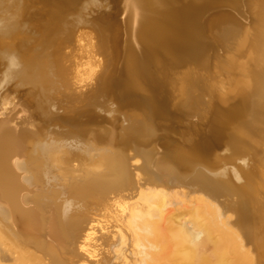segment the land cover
Segmentation results:
<instances>
[{
    "label": "bare ground",
    "instance_id": "1",
    "mask_svg": "<svg viewBox=\"0 0 264 264\" xmlns=\"http://www.w3.org/2000/svg\"><path fill=\"white\" fill-rule=\"evenodd\" d=\"M62 1L65 2L63 6L56 2L58 3L57 8L60 6V8L63 9L66 4L72 6V4L76 2V0ZM180 1V8L173 9L169 2L167 3L166 1L162 5H157L155 0H124L125 11H128L129 16L134 15L133 20L136 27H134L133 37L141 42L143 52L137 56L125 46L126 52H124L121 57L120 65L114 68V70L112 68L113 59L111 55H106V58H108L106 62L108 67L102 71V77H99L101 78L100 85H98L100 86V93L98 92L99 94L95 95L97 102H100V99L103 97L106 98H104L105 100L102 99L101 106L95 107V109L110 110L108 109L109 106L107 107L106 105L108 102H106V100H110L116 104L113 108L114 112H119L127 122L126 125H120V131H117L118 128H116V125H113L116 119H114V117L109 119L108 123L115 127L117 141L121 140L123 142V140H125L127 145L131 141L137 144H148V142L155 140V142H159L164 147L162 153L158 154V160L166 162L165 164L170 163L177 168L188 170L194 165L201 166V164L211 165L216 169H220L227 163L231 164L237 158H245L247 160V158L255 154L257 148L254 149L252 147L253 144L251 143L249 129L254 127L260 130L262 127V131L264 130L263 125L261 126V123L258 121L264 109L261 102H259L261 101L259 99L264 97V0H227L224 2V4L232 8H237L241 4L245 5L246 8H244L246 11L248 10V12H246L244 9L245 13H250V17L252 16L254 20L253 27L251 30L246 29L244 37V44L246 43L249 47L251 56L247 64L239 66L240 72L242 74L244 72L249 76L250 80L238 83L234 82L236 85L232 83L233 89L231 90V86H229V89H226L227 91L225 92L221 90L220 92L219 88H216L214 81L213 83L211 82V79L214 78L212 75L214 69L212 68L213 73H211L209 70L212 69H205L203 67V65L207 66L211 63V58L207 57L204 52L212 46H219L220 48V45L213 39L209 38L206 40L207 35L209 37L215 33L210 32L209 34L206 29L207 25H205L203 21H200L199 18L201 11L211 7L212 4L208 0ZM18 2L19 5L17 8L7 9V12L12 11L16 16L22 15V1L18 0ZM56 14L57 12L55 10L50 16L55 18ZM230 16L232 17V15ZM230 16L219 15L213 19L212 23L216 24L217 31L227 32L230 28L242 30L240 26L245 24L242 23L243 25H239L240 22H236V20H239L235 16H233V18H236H234L235 20ZM46 21L44 19L42 22L44 23ZM248 25L246 26L247 28L249 27ZM245 28L243 29L244 31ZM126 30L125 28V31ZM221 48L224 49V47ZM241 48L237 51L238 56L235 55L236 57H239V55L243 53ZM223 51L222 55L224 56L223 53L226 51ZM4 56H6V58ZM4 56L2 58L6 59L4 63H6L8 70L9 68L15 67V55L6 54ZM34 57L35 56H33V59ZM216 57L220 58L215 55L211 65L214 68H216V62L225 59L222 57L221 59H215ZM237 61L235 58L231 60L232 65L230 66L232 68L230 69H233L232 71H234L235 68V70L238 69V67H236L238 64L235 63ZM183 62L193 64L197 69H195V67V70L186 69L178 73L183 74L182 76L175 77L173 74L176 73L172 68L179 66V64ZM114 64L116 65V63ZM218 64L221 66L220 63ZM22 65L24 64L22 63ZM35 65L37 66L36 63ZM56 65L57 75L58 73L62 74L59 61L56 62ZM31 71L32 70L29 72ZM45 72L48 71L46 70ZM215 73L216 76H218L217 72ZM210 74L213 76L212 78H210ZM236 74L237 73H235V75ZM84 75H88L86 77L88 80H91L94 75L97 77V72L90 66L89 70L77 73L76 77L78 80H81L82 77L84 78ZM196 75L202 76L203 79L193 80L191 76L193 77ZM240 75L239 78L242 76ZM43 77V75H40L38 79ZM99 78L97 77V82L89 86L84 92L70 91L74 92L73 94H75V97L78 98L80 102L84 101L88 106V101L85 102L86 99H83L86 97V94L92 93L96 84L99 83ZM242 80H244V78ZM180 82L183 86V94L180 97H176L174 93L169 90H173ZM221 82L224 81L221 80ZM23 83H25V81ZM219 83L220 82H218V85ZM142 86L151 90L150 93L152 97L149 96L150 99H143V97L140 98L138 96V93L143 89ZM222 86L228 88L224 83H222ZM195 87L198 96L197 102L192 103L183 101L181 98L185 96L187 97L186 99H188V92ZM44 89L45 88L37 89L33 91V95H31L37 109L46 113L45 106L38 101V95L43 94ZM138 90L139 92L136 94ZM94 93L95 92L92 94ZM204 94L209 96L207 100L202 99ZM90 102H93L91 105L92 107L94 101L90 100ZM262 102H264V99ZM86 104H84V106H86ZM98 104L99 103H96L95 105ZM232 104L235 105V107H232ZM125 106L128 107L125 109ZM139 108H144V110L146 109L149 111L150 115L147 113L150 118L149 121L153 124L156 122L155 116H168L171 121L170 124L178 125L177 123L180 119L179 115L183 112L199 116L201 118V123L198 125H192L190 123L184 124L182 131L179 132L182 133L180 142L173 141L171 137H169L170 135L167 131H162L163 133L161 135L158 133H151V136H147L146 138H134L131 135L132 133H128V131L124 133V131L129 127L128 117L134 113L135 115L144 114V110ZM83 112L81 113L82 115ZM63 113L64 111L57 116L58 122L67 121L72 124H79L80 126H85V123H91L96 127L87 132L95 130L96 132L93 133L92 136H97L98 139L104 137L103 135L101 138L99 133L101 130L104 131L105 135L107 133L111 135L112 138L115 136L112 133L113 131L108 127H99L101 120L97 119L98 117L95 115L94 111L92 117H88V119L84 117L88 115H85L86 112H84L83 116L80 115L84 117V119L80 116L81 119H78L79 117L77 118L75 116V118L79 120L78 122H74L77 121L74 118L73 120L67 119L64 117ZM74 113H76V111ZM87 113H89V110ZM41 115L43 116L44 114L41 112ZM72 116L73 115L70 117ZM52 117H54V115ZM52 117L50 114L49 118ZM4 118L5 114H3V110L0 107V124L3 122L0 129V195L8 206V210L4 207V209L0 208V264H107L105 260L108 261V257L105 254H108L111 244L112 246L114 244L115 246L116 244L119 246V252L117 251L118 253L115 254V257L117 259H122L124 257L125 249L131 245L127 243L128 246H125L126 241H130L129 239L127 240V235H132L136 242L135 244L140 248L141 254L139 257L142 256L141 260L143 259V263L141 264H240V261H237L236 258L234 261L233 252H235L234 254H237L239 258L243 256L242 254H245L244 256H246V259L248 258L243 243L232 244L230 239L224 241V238L227 237L228 234L231 235L234 234V232L230 229L231 226L229 228L226 224L225 218L223 219L222 217L223 213L219 210L217 204L211 200L212 198L210 199L206 196L207 192L210 193L212 197L218 195L217 186L219 185L218 182H221L222 179L209 178L200 169V166L199 168L194 167L193 181L190 184H186L183 180L181 181L185 183L183 184L185 187L186 185L189 187L197 186L207 191L205 195H202L200 191V194L196 193L192 195L191 192H189L190 189L185 190L182 188L183 186H180L179 189L162 185L149 186L143 184L141 181L136 183L135 189L138 187L136 192L128 193V191L126 194L127 189H131L132 175L128 170V160L126 161V157L124 158L121 153H118L119 155L109 154V156L97 154V151H92L87 145L88 142V144H90V139L88 141V138L91 136H88L87 139L85 138L88 141L87 143H82L84 139H82L83 136L80 137L81 144L76 143L73 145L76 149H72V145L69 146V143L74 144L75 141L71 143L72 140L69 139L70 142L68 143L65 141L67 138L65 139L63 136L57 137L58 135L54 137L48 135V137H41L37 140L34 138V142L30 140L33 143L32 147L25 152L22 150L20 138L17 137L18 135L15 132L7 128L8 126L6 127ZM246 119L249 120L247 121ZM49 124H51V122H49ZM167 125L168 124H164V126ZM156 126L158 125L156 124ZM246 126H248L249 129H245ZM154 129L155 127L153 126V132ZM257 131L255 130V132ZM260 131L258 132L259 134ZM259 134H257V136ZM135 135L136 132H134V136ZM259 136L264 137L263 135ZM91 141L93 142V140ZM76 142H80V140ZM85 143L86 146L83 145ZM152 144H154V142ZM91 146L93 145L91 144ZM221 146L228 150V154L226 153L227 151L225 152L227 155L223 154L222 156L217 152V149L221 148ZM158 147L161 146L158 144ZM262 153L264 154L263 150ZM150 154L152 156L151 151ZM147 156L148 154L146 153V160H148ZM20 158H23V160ZM148 158L151 159L150 156H148ZM71 159H78L80 160L79 162L83 161L81 163H84V166L88 164V167L86 166L87 168L85 167V169L82 167L83 169H81L80 165V170H77L75 167L76 170L71 171V167V170L68 169ZM159 162L157 167L159 166ZM146 166L148 167V165ZM99 168H101V174L100 170L99 173L96 172ZM102 168L104 169V173H102ZM238 168L239 172H241L240 177L243 180L244 187L237 189L236 192L246 200L239 209V212L245 215L248 206L256 200V181L254 175L247 171L248 167L243 168L238 166ZM56 169L61 171L60 173L63 175V178L69 179L67 181L65 180L67 186H63L64 188L62 189L55 188V185L53 187L48 185L46 180V178L50 176L49 174L57 171ZM54 170L56 171L54 172ZM140 170L142 169L140 168ZM19 173H22L25 177L20 176L22 177L20 179ZM214 176L218 177L216 175ZM226 179H228V181L225 180V182L229 183V178ZM21 181L26 182L27 186L37 183L42 184L43 188L47 190V196L45 198L39 196L38 198H29L28 196L25 198L21 196L24 189ZM142 185H144L145 188H142ZM175 185L179 186L181 184ZM135 189L133 188V190ZM228 189L231 188L228 187ZM177 190L182 191V195L178 196L177 199H173V193L171 194V192H176ZM188 192L190 196L186 198ZM26 203H32L37 209H42L46 204L53 205L51 208L52 210L45 215L42 227L38 228L40 225L37 226L35 224L36 220L34 222L32 211L24 209ZM94 205L101 206H97L101 210L103 207L105 212L102 210V214L106 213L105 215L107 218L110 217H108V211L112 208L113 213L116 215L115 218L118 219L119 217L120 220L116 219L113 224H109L110 222L108 223L106 217L103 218L102 216L101 219V217H96L97 214L95 216L90 213L84 214L87 206L90 207ZM174 206L185 208L192 216L194 214V217L191 220L189 219V221H186L187 219L185 216L183 219L180 218L181 214L178 210L175 211ZM67 207L70 209L68 212L66 211ZM46 208H48V206ZM82 209L85 210L82 211L83 213H80ZM185 209L183 210L185 211ZM263 219L264 215L262 213L259 214L257 218H247V220L252 221V228L260 227L261 223V226H263ZM8 220H10L11 223L15 222L22 227L26 226L30 228L28 231L31 230V228L34 229V231L32 230L33 233H31L32 231L29 232L33 234V236L29 237V235L27 238H21L16 231L11 229L12 224L8 223ZM165 220L168 222L171 221L169 223L170 225H168V229L167 227L165 229L164 226L162 228V225L160 226V222L163 221V223H165ZM252 228L249 231L250 239L255 240V233ZM45 236H49L54 242L52 240L49 241L50 239L46 241ZM166 242H169L167 244L169 248L167 250L169 251L167 252H165V248L167 247L163 248L167 246L165 244ZM133 246H135L134 243ZM161 248L164 249V255L161 252L160 254L158 252L159 250L156 251L157 249L161 251ZM110 249V251L113 250L112 247ZM261 258L262 261H264V256L261 255ZM112 260H109V262L111 261V263H113Z\"/></svg>",
    "mask_w": 264,
    "mask_h": 264
},
{
    "label": "rangeland",
    "instance_id": "2",
    "mask_svg": "<svg viewBox=\"0 0 264 264\" xmlns=\"http://www.w3.org/2000/svg\"><path fill=\"white\" fill-rule=\"evenodd\" d=\"M21 1H22L21 14L23 15L24 14V7L27 6V2L24 0H21ZM76 2H77V0H76ZM18 3H19L18 0H0V30H1L0 31V84H1L0 85V97L3 98V96H4L3 99L0 98V107L3 110V114H5L4 123L5 122L7 123V124L5 123L6 127L8 126L7 128H9L10 130H12L13 132H15L18 135L17 137L20 138L22 150H24L25 152L28 151L29 148L32 147V144H33L32 142H34L35 140H37L41 137H48V135L50 137H54L57 135H58L57 137L63 136V138H65V139L67 138V140H65V141L68 143L70 142V140H72L71 143H73V141H75L74 144L69 143V146L72 145V149H76L75 147H73V145H75L76 143L81 144V138L80 137L83 136L82 139H84V140H82V143H84V142L87 143L90 139V144H88L89 143L88 142L87 145L90 147L89 149H92V151H94V152L97 151L96 152L97 154H100V155L103 154V155L109 156V154L117 155L118 153L119 154L121 153V155L124 158L126 157L125 158L126 161L128 160V162H127L128 163V170L130 171V173L132 175L131 181L133 182V184L131 182V189L128 190L129 189L128 188L126 191V194L128 191H129L128 193L136 192V189H138V187L135 189V187L137 185L136 183L138 181L139 182L141 181L143 184L149 185V186H160V185H162V186H167L169 188H175V189H179L180 186L181 187L183 186L182 188L185 190L190 189L189 192H191L192 195L193 194L195 195L196 193L200 194L199 191L201 192L202 195H205V193L207 191H204L197 186L189 187L186 185V187H185V185H183L185 183L190 184L193 181L194 167L199 168L200 165L199 166L194 165L193 167H191L192 170H191V168H189V170H188V169L177 168L170 163L165 164L166 162H164L162 160L161 161L158 160L159 159L158 154L162 153L164 147L159 142H157V141L155 142V140L148 142V144H137L134 141L133 142L131 141L126 145L125 140H123V142L121 140L117 141V139H116L117 134H116L115 127L112 126V124H110L108 122H100L99 127H103V126L107 125L106 127H108L111 131H113L112 133L115 136H113V138H112L111 135H109L107 133L105 135L104 131L101 130L99 132L101 135V138L104 135V137L102 139H98L97 136L96 137L92 136V134L96 132L95 130L91 131L92 133L87 132L88 130L96 127V126L92 125L91 123H85V126H80L79 124H72V123H69L67 121L58 122L59 121L57 118L58 114H54V113L60 112L61 108L64 111V113H63L64 117H66L67 119L73 120V118H74L75 120H77L75 118V116L78 118L80 115H82L81 113L83 111L86 112L85 115H87V114L89 115V116L88 115L84 116L86 119H88V117H92V115H93V110H94L93 108L101 106V103H102L101 101H103L102 99L106 98V97H103L102 99H100L101 100L100 102H97V98L95 95L100 93L99 92L100 86H98V85H100L101 78H99V77L101 75H99V74H101L102 71H104V68H105L104 65L108 61V58H106V54L103 52L105 55L104 56L105 60H104L103 55L100 53L101 51H100L98 41L96 39V35H95L94 31L85 22V18L87 17V11L90 7V4H99V1L98 0H84L75 9H73V7L75 6L74 5L75 3H73L72 6L70 5L71 7L68 6V4H66L63 7V9L62 8L55 9L57 12L56 17L52 18L49 15L46 18L47 21L45 19L46 22L43 23V27H44L43 28V34L36 41H31L29 39V36H27V34L18 32V28L20 30L22 29L25 31L29 30L28 21L24 17H19V16L15 17L14 12H12V11L7 12V9L17 8V6L19 5ZM244 7H245V5L241 4L237 8H232V7L228 6V7H225V9H226V11H228V13L230 12L229 15H232V18H233V16H235L239 20V21L236 20L237 23L240 22L239 25H243V24L248 25V23H249L248 26L250 28L249 27L247 28L246 27L247 25L246 26L243 25L244 27L240 26L242 30H236L234 28H232V29L230 28L227 32L217 31V32H215L214 35H211L209 37L207 35V37H206V40L209 38L213 39L218 45H220V48H219V46H215L213 49L210 50V53H212V54L216 53L215 55L220 57V58L216 57L215 59H221V57L223 59L225 58L224 60H220V61L216 62V68L211 66L212 62L207 66L203 65V67L205 69H212V68L214 69V73H213V69L209 70L211 73H213L212 75L214 76V78H212L213 76L210 74V78L213 79V80L211 79V82L213 83V81H214L216 88L217 89L219 88V91L221 90L222 92L227 91L229 89V86H231V90H232L233 89L232 83L234 85H236L235 83L250 80L249 76H247L243 71H242L243 72V74H242L240 72V69H239V66L245 65L248 63L250 56H251V51H250L249 47L246 45V43L244 44V37H245L246 29L251 30V28L253 27V23H254L252 16L250 17V13H245L246 7L245 8ZM244 9H245V11H244ZM246 12H248V10ZM60 14H61V16H60ZM22 15H20V16H22ZM122 16L120 15L119 18L121 19ZM11 17L12 18L14 17V19L17 18L18 28L16 27V25L14 23L10 22L12 20ZM133 19H134V15H131L127 18V22L125 25L122 26L121 32H122L123 36H125V37L127 36L130 39V41L132 42V44L135 46L136 43H135L134 37H133V35H134L133 31L135 29L134 28L135 22ZM63 24H64V26H63ZM250 24H251V26H250ZM70 26L73 27L75 30L74 42L68 41V39L71 35V33L69 32ZM125 28L127 29L126 31H125ZM244 28H245V31L243 30ZM43 35H44V37H43ZM30 44H31V46H30ZM33 44H34V46H33ZM241 46H242V48H241ZM221 47H224V49ZM240 48L243 50L242 51L243 53L241 55H239V57H236L235 55L238 54L237 51ZM28 49H29V51H28ZM31 50H32V52H31ZM223 50L227 52V53L226 52L223 53L224 56L222 55ZM2 53H3V56L6 54L7 55H9V54L15 55L14 56L15 57V67H12L13 70H12V68H9V70H8L6 63H4L6 61V59H5L6 56H4L5 58H2L3 57ZM214 54H213V57H215ZM33 56H35L34 59H33ZM118 58L116 61H114V63H116V65L114 64L115 68H117L121 62V58H119V59ZM234 58L236 61L239 60V61L235 62L236 64H238V66H236V67H238L239 70L238 69L235 70L236 69L235 68L234 71H232L233 69L232 70L230 69V68H232L230 65H232L231 60ZM240 59H241V61H240ZM57 61H59V66H60L61 72H62V74L58 73L59 76L57 75V69H56L57 68V65H56ZM22 63L24 65H22ZM30 63H32L33 65ZM35 63L37 64L38 68L35 65ZM218 63H220L221 66ZM29 66H31V67H29ZM33 66H34V68H33ZM90 66H92L94 71L97 72V77L99 76L98 77L99 83L96 84L95 89L92 91V93L95 92L94 94H92V93L86 94V97H84L83 100L86 99L85 102L88 101V104L90 105V106L89 105L87 106V104L84 103V101L80 102L79 99L75 97V94H73L74 92H72L70 90L77 91V92H84L87 90V88L89 86L95 84V82L97 81L96 80L97 77L95 75H94L95 78L93 76V78H91V80H88V78L86 77L88 75H84V78L82 77L81 80H78L76 77L77 73H79L81 71L89 70ZM223 66H226V67H223ZM62 67H64V68H62ZM5 69H6V71H5ZM29 69L32 71L33 70L34 71L36 70V71L35 72L34 71L29 72L30 71ZM193 69H194V66H193ZM195 69H197V67H195ZM43 70H44V72H43ZM46 70L48 72H45ZM64 70H66V71H64ZM51 71H53V72H51ZM54 71H56V72H54ZM215 72H217L218 76H216ZM235 73H237L236 75L238 77L235 75ZM39 74L43 75L44 77L38 79V77L40 76ZM238 74L239 75L241 74L242 76L241 75L240 76L242 77V79L244 78V80H242L241 77L239 78ZM23 78H24V80H23ZM191 78L193 80L203 79V77L199 76V75H196L193 77L191 76ZM3 79L6 81H4ZM220 79L223 80L224 82H221ZM24 81H25V83H23ZM218 82H220L221 84L219 83V85H218ZM222 83L226 84V87H228V88H224L222 86ZM20 84H23V85H20ZM36 88L37 89L45 88L44 89L45 92L43 91V94L38 95L39 96L38 101H40L42 103V105L45 106L46 113L37 109L35 102L32 98L33 91L37 90ZM142 88H143V89H141L142 91L139 92V90H138L136 92V94L139 92L138 96L140 98L143 97V99H147V98L150 99V97H152V95L150 93L151 90L146 88L145 86L144 87L142 86ZM21 89H29V90L26 92V94L21 95V93H19V91H18ZM46 90H47V92H46ZM169 91H172V93H174V95L176 97L182 96L183 86H182L181 82L173 90L170 89ZM4 92L6 93V95ZM67 93H69L70 95ZM186 98L187 97L184 96L181 99L185 102H192V103L197 102L198 96H197L196 87L194 89H191L188 92V99H186ZM208 98H209V96L207 94H204L202 99L207 100ZM261 98L262 99H259V100H261L259 102H261V105H263V107H264V102H262L264 97H261ZM88 99H90L91 101L92 100L94 101L93 106L96 103H99V104L95 105L94 107L93 106L91 107L93 102L91 103L90 100H88ZM75 101H76V103H75ZM77 101H79V102H77ZM233 101H234V99H233ZM106 102L105 103H106L107 107L108 106L112 107L115 105L110 100H106ZM84 104H86V106H84ZM132 106H134V105H132ZM232 107H235V105L232 104ZM139 109L144 110V108H139ZM24 110H26V111H24ZM88 110H89V113H87ZM75 111H76V113H74ZM96 111H98V112L102 111L103 112L104 110H102V109L100 110L97 108ZM41 112H42V114H44L43 116L41 115ZM48 112H49V114H48ZM84 112H83V115H84ZM78 113H79V115H78ZM147 113L149 114V111L145 109L144 114H142V115H135V113H134L130 117H128L129 127L126 128L128 130L125 129L124 133L126 131H128V133L129 132L132 133L131 135L134 138H146L147 136H151V133L152 134H154V133L160 134V133H162V131H167V132H169V135H170L169 137H171V139L173 141H180V136L182 135V133H179V132L182 131L183 125L189 121L196 119V117H194L195 116L194 114H188L186 112H183V113H180V115H179L180 119L178 120V123H177L178 125H175L172 123L170 124L171 121H170V118L168 116H161V117L155 116L154 118L156 119V122H154V124H153V123H151V121H149L150 120V118H149L150 114L148 115ZM50 114H51V117L53 115H54V117L49 118ZM71 115H73V116L70 117ZM263 115H264V109H263V112H261V116H259V120H258L261 123V126L263 125V127H264V116ZM82 116H80V117H82ZM80 117L78 119H81ZM84 117H82V118L84 119ZM111 117L112 118L114 117V119H116L114 121L113 125H116V128H118L117 131H120V129H119L120 125H126L127 124V122L124 120V117L119 112H114ZM53 120H54V122H53ZM246 120L248 121L249 119H246ZM78 121L79 120L74 121V122H78ZM157 121L160 124H158ZM49 122H51V124H49ZM2 124H3V122H2ZM2 124H0V129H1ZM144 124H145V126H144ZM156 124L160 127L156 126ZM164 124H168L167 125L168 128H167V126H164ZM153 126L155 127L154 132L152 131ZM81 127H82V129H81ZM84 127H85V129H84ZM247 128H248V126H246L245 129H247ZM133 129H134V131H133ZM249 130H250V134H251L250 135L251 136V143L253 144L252 147L254 149L257 148L255 154L251 155L249 158H247V160L245 158L244 159L243 158L242 159L237 158L231 164L227 163L220 169H216L213 166L207 165V164H201L200 169L209 178L219 179V180L222 179L221 182H218L219 185L217 184L218 185L217 186L218 187V195L212 197V195L207 192L206 196L209 197L210 199L212 198L211 200H213V202L215 204H217L219 210H221L223 213L222 217H223V219L225 218L224 220H225L226 224L229 226V228L231 226L230 229L234 232V234H231V235L228 234L227 237H225L227 239L224 238V241H228L230 239V242L232 244H237V243L241 242V243H243V245H245V252H246V254H248V258L247 259L245 258L246 257V256H244L245 254H242L243 256H240V258H239L238 255L234 254L235 252H233L234 261L236 258L237 261H240V264H249V263L250 264H253V263L254 264H264V261H262V258H261V255L264 256V228H263L264 224H263V226H261L262 225V223H261L260 227L252 228L253 227L252 226L253 224L251 223L252 221L247 220V218L248 219L257 218L258 215L261 213L264 215V154L262 153V150L264 152V139H263L264 137L259 136V135L264 136V130L262 131V127L260 129L262 132L259 129H255L254 127H252ZM255 130L256 131L258 130V131L255 132ZM159 131H160V133H159ZM259 131H260V134L258 133ZM134 132H136L135 136H134ZM171 132H173V133H171ZM257 134H259L258 136L261 137L262 139L259 138L257 136ZM28 135H29V137H28ZM88 136L89 137L91 136V137L88 138ZM76 137L77 138L79 137V138L77 139ZM34 138H35V140H34ZM85 138L86 139L88 138V141ZM78 140H80V142H76ZM91 140H93V142ZM153 142H154V144H152ZM253 142L255 143V145ZM86 143L83 145L86 146ZM95 143H97V144H95ZM91 144L93 146H91ZM158 144L161 147H158ZM25 149H27V150H25ZM150 151L152 153V156L150 154ZM217 152L222 156H223V154L229 153L228 150H226V148H224L222 146H221V148L217 149ZM146 153L148 154V156L151 157V159L153 158L152 160H154V161L149 159L148 156H147L148 160H146V158H145ZM21 160H23V158ZM79 161L80 160H78V159H71L69 161L71 163H69L68 169L69 170L72 169L71 171L76 170V168H77V170H80V168L85 169V167L88 164H85V166H84V163H81L83 161H81V162H79ZM157 161L162 162V163L159 162L158 167H157V165H158ZM146 165H148V167ZM79 166H80V168H79ZM238 166H241L243 168L248 167L247 171H249L250 173H252L254 175L255 181H256V193H255V199L256 200H254V202L251 205H249L250 207L248 206L245 215L242 214L241 212H239L240 211L239 209L243 205V203L246 202V200L244 197H241L238 192H236L237 189H241V187H244L243 180L240 177L241 172H239ZM70 167H71V169H70ZM139 167L142 170H140ZM145 168H146V170H145ZM173 168H176V169H173ZM56 170H54V172ZM99 170H100V174H101V168H99L96 172L99 173ZM180 170H182V171H180ZM60 172L61 171L57 170L55 173L52 172L53 175L49 174L50 176L47 177L49 179V181L46 178L48 185H50L52 187L55 185L54 186L55 188L57 187L60 189L67 186L66 181L69 179L63 178V175ZM72 173H75V172H72ZM102 173H104L103 168H102ZM214 175H216L218 177H215ZM219 175H221V176H219ZM20 176L25 177L22 175V173L21 174L19 173V177ZM172 176H173V178H172ZM222 176H223V178H222ZM22 177H20V179ZM226 178H229V180H230L229 183L225 182V180L228 181V179H226ZM20 179H19V181H20ZM181 180H183L185 183L182 182ZM21 183H22V186L24 187L21 196H24L25 198L27 196L29 198H38V196L45 198L47 196V190L45 188H43L42 184L37 183V184H32V185L27 186L26 182L21 181ZM175 184H181V185L176 186ZM132 185H133V187H132ZM239 186H240V188H239ZM143 187L145 188L144 185H142V188ZM228 187L231 189H228ZM232 187H233V189H232ZM133 188L135 190H133ZM221 190H223V191H221ZM173 191H174V189H173ZM173 191L171 192V194L173 193L172 194L173 199L174 198L177 199L178 196L182 195V191H180V190H177L176 192H173ZM189 192H188V194H186V198H188L190 196ZM45 206L46 207L48 206V208H46ZM52 206L53 205H50V204L47 205L46 204L42 207V209H37V208H35L36 206H34L32 203H26L24 205V209H27L28 211H32L33 217H34V222L36 220L35 224L37 226L40 225L38 227V228H40L43 225V219L45 218V215L52 210L51 209ZM88 206H87V209L85 208L86 210L82 209L80 211V213L85 210L86 213L84 211V214L90 213L93 216H95L97 214L96 217H99V218L101 217V219H102V216H103V218L106 217V215H105L106 213L102 214L104 211L103 207H102V210H103L102 211L100 208H98L101 206H98V205H96V206L94 205V206H90V207H88ZM3 207L6 208V210H8L7 204L5 203L3 197L0 195V208L4 209ZM174 208H175V211L178 210V212L181 214L180 218L183 219L185 216V218L187 219L186 221H189V219L191 220L194 217V214L192 216V214L190 212L186 211L185 208H182V207L179 208L177 206H174ZM183 209H185V211ZM69 210L70 209L67 207L66 211L68 212ZM71 210H72V208H71ZM87 210H89L90 212ZM111 210H112V208H110L108 211V217L109 216L110 217L109 218L106 217L108 219V220L106 219L108 221V223L110 222L109 224H113V222H115V220L117 219V218H115L116 215L113 213V210L112 211ZM91 211H92V213H91ZM41 214H42V216H41ZM113 218H115V219H113ZM117 220H120V218L118 217ZM8 221H9L8 223L12 224L11 229L13 231H16L20 235L21 238H23V237L27 238V236H29V235H30L29 237L33 236V234H30L29 232L32 230L34 231V229L31 228V230L28 231V229H30V228H27L26 226L22 227L21 225H18L15 222L11 223L10 220H8ZM170 222L166 221L165 223H163V221H162V222H160L161 223L160 226L162 225L161 226L162 228L164 226L165 229H166V227L168 229V225H170L169 224ZM162 223L165 225H163ZM37 226H36V228H37ZM189 226H191V225H189ZM251 228H252L253 232L255 233V240L250 239L249 231L251 230ZM33 231L31 233H33ZM236 233H237V235H236ZM127 236L131 237V238L127 237V240L128 239L130 241L132 240L131 241L132 243L130 241H128V242L126 241V243H125L126 244L125 246H128V244H131L127 247V249H125V253H127V254L124 253V257L122 256L123 257L122 259H117L115 257V254H117L119 252V246H118V244H116V246H115V244L113 246L111 244L110 248L112 247L113 250L110 251L111 249L109 248L108 254L107 253L105 254L108 257V259H107L108 261L105 260V262L107 264H109V263L110 264H127V263L128 264H141V263H143V259L141 260L142 256L139 257L141 254L139 246L137 244H135L136 242L134 241V238L132 237V235H130V236L127 235ZM45 238H46V241H47V239H50L49 241L52 240L49 236H45ZM52 241L54 242V240H52ZM133 243L135 246H133ZM168 243L169 242H166L165 244L167 245ZM137 246H138V248H137ZM165 247H167V248H165ZM163 248H165V252L169 251V250H167V249H169L168 245L164 246ZM163 248H161V251H160V249H157L156 251L159 250L158 252L159 253L161 252L164 255L165 252H164ZM134 249H136V250H134ZM158 252H156V253H158ZM126 255H128V256H126ZM123 259H124V261L125 260L126 261L124 262ZM109 260H112L113 263H111V261L109 262ZM260 261H262V262H260Z\"/></svg>",
    "mask_w": 264,
    "mask_h": 264
},
{
    "label": "water",
    "instance_id": "3",
    "mask_svg": "<svg viewBox=\"0 0 264 264\" xmlns=\"http://www.w3.org/2000/svg\"><path fill=\"white\" fill-rule=\"evenodd\" d=\"M27 2V6L24 7V14L19 17H24L29 24V30H20L18 28V20L17 18H12V23L16 25L18 28V32L25 33L27 36H29V39L31 41H36L39 39V37L43 34V20L46 19L49 15H51L55 9L57 8L58 3L63 6L65 4L62 0H24ZM84 0H77V2L74 4L75 6L73 9L77 8V6L80 5V3ZM99 4H90V7L87 11V17L85 18V22L87 25L94 31L96 35V39L98 41L99 47H100V53L105 56L111 55L113 59V70L115 68L114 61L118 57H122L124 52H126L125 46H127L131 52L137 56H139L143 52V47L141 45V42L134 38L136 46L132 44L130 39L126 36H123L121 29L122 26L126 24L127 18L129 17V13L126 10L125 11V2L124 0H98ZM169 2L171 7L173 9H179L181 6L180 0H155V3L157 5H162L164 2ZM212 5L211 7L201 11L200 13V21H203L205 25H207V31L215 33L217 32V26L215 23H212L213 19L218 17L219 15H229V13L226 11L225 7H228V5L224 4L227 0H208ZM58 2V3H56ZM60 8V6H59ZM72 9V10H73ZM62 10V9H61ZM122 16L121 19L119 16ZM230 16V15H229ZM15 17H17L15 15ZM231 17V16H230ZM232 18V17H231ZM234 19V18H233ZM199 21V24H200ZM209 25V29H208ZM64 26V24H63ZM136 27V26H135ZM219 27V26H218ZM69 32L71 33L68 41L74 42L75 37V30L73 27L70 26ZM113 36H111V35ZM34 45V44H33ZM215 46H212L211 48H208L204 54L207 57L211 58V62L214 59L213 54L210 53V50L213 49ZM104 52V53H103ZM105 60V57H104ZM105 68L107 69L108 64L105 63ZM193 66L196 67L193 64L189 63H180L179 66H175L172 68V70L176 73L173 74L175 77L182 76L183 74H178L181 71H184L186 69L192 70ZM103 75V74H100ZM99 77V76H98ZM97 80V79H96ZM97 82V81H96ZM23 85V84H20ZM29 89H21L18 90L19 93L24 94ZM116 105V104H115ZM108 107L110 110H104V113L97 112L94 108V113L97 115V119L101 120L100 122H109V119L111 118L112 114L114 113L113 108L115 107ZM128 106H125V109ZM63 112V109L61 108V111L54 114H60ZM195 120L189 121L187 123H190L192 125H198L201 123V118L199 116H196ZM106 127V126H103ZM163 133V132H162ZM160 133V135L162 134ZM180 142V141H177Z\"/></svg>",
    "mask_w": 264,
    "mask_h": 264
}]
</instances>
